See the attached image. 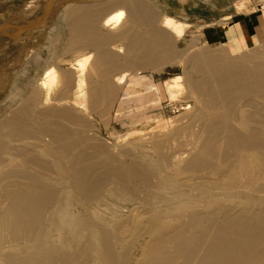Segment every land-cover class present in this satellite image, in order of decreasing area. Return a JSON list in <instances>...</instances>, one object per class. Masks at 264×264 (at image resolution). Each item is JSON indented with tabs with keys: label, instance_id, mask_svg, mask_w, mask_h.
Returning <instances> with one entry per match:
<instances>
[{
	"label": "bare ground",
	"instance_id": "6f19581e",
	"mask_svg": "<svg viewBox=\"0 0 264 264\" xmlns=\"http://www.w3.org/2000/svg\"><path fill=\"white\" fill-rule=\"evenodd\" d=\"M63 18L65 53L80 57L46 69L0 123V264H128L141 238L133 264H264V46L178 51L189 25L145 0L67 4ZM172 58L184 80L163 86L192 102L186 122L139 136L137 158H99L82 112ZM105 196L143 202L106 221L94 211Z\"/></svg>",
	"mask_w": 264,
	"mask_h": 264
},
{
	"label": "rangeland",
	"instance_id": "374dc122",
	"mask_svg": "<svg viewBox=\"0 0 264 264\" xmlns=\"http://www.w3.org/2000/svg\"><path fill=\"white\" fill-rule=\"evenodd\" d=\"M62 1L0 0V123L22 105L46 69L50 67L56 69L57 66L67 68V62H73L80 57V53H65L68 26L63 18L64 5L104 0H72L65 4H62ZM145 1L159 16H168L189 25L185 35L176 45L178 51L187 50L191 46L193 50H190V54L207 50L220 55L223 53L221 56L226 59L237 57L239 54L231 55L225 47L204 41L202 30L205 24L212 21L213 16L222 15L224 19L232 21L250 13L259 18L261 41L242 53L264 46V0ZM60 4L62 6L55 15L54 11ZM211 5L215 6V11L203 9ZM193 6H195L194 9H192ZM34 21L36 22L19 29ZM109 49L115 52L113 47ZM87 53V51L83 52V55ZM168 64L160 74L150 73V70L132 73L118 91L114 101L112 100L113 103L109 104L110 106L100 107L94 113L86 110L87 115L84 111L82 112V118L88 127L85 134L94 141L95 145L104 148L105 153L98 155L99 158L102 159L105 155L111 154L124 160L121 151L127 156L137 158L141 156L137 145L142 138H159L162 134L172 132L174 120L179 122V126L186 122L183 114L188 112L187 107H190L192 102L179 100L177 103H170L163 86L166 80L182 77V67L177 65L176 58H172ZM183 77L180 81L184 80ZM110 190V186H107V191ZM101 201L96 204L97 206L95 205L94 211L106 221L113 219L112 213L117 211L122 218H129L127 216L131 211L143 202L139 198L123 201L112 196H105ZM76 231L74 232L77 233ZM128 236L127 238L131 239V236ZM146 241V238H141L136 247L131 249L128 264H133L138 258L141 253L138 246H142ZM71 253V250H66L67 255ZM120 253L121 250L118 255ZM90 262L89 264H93Z\"/></svg>",
	"mask_w": 264,
	"mask_h": 264
},
{
	"label": "crops",
	"instance_id": "0c3cea01",
	"mask_svg": "<svg viewBox=\"0 0 264 264\" xmlns=\"http://www.w3.org/2000/svg\"><path fill=\"white\" fill-rule=\"evenodd\" d=\"M194 8L195 6L192 7V9ZM203 9L215 11V6L211 5ZM224 18L222 15L213 16L211 17L212 21L204 25L202 30L204 41L227 48L231 55L238 54V52L242 53L261 41L258 16L250 13L239 16L232 21Z\"/></svg>",
	"mask_w": 264,
	"mask_h": 264
},
{
	"label": "water",
	"instance_id": "95a60500",
	"mask_svg": "<svg viewBox=\"0 0 264 264\" xmlns=\"http://www.w3.org/2000/svg\"><path fill=\"white\" fill-rule=\"evenodd\" d=\"M70 1H72V0H63L62 2V4H65V3H67V2H70ZM62 4H60L56 9H55V11H54V14L56 15L57 14V10L62 6ZM36 18H44V17H37V16H35ZM36 21H34V22H31V23H27V24H25L24 26H21L19 29H22V28H24V27H26V26H28V25H30V24H32V23H35Z\"/></svg>",
	"mask_w": 264,
	"mask_h": 264
}]
</instances>
